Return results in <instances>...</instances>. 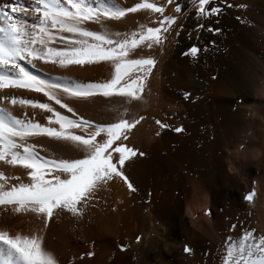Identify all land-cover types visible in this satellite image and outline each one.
I'll return each instance as SVG.
<instances>
[{"label": "bare ground", "instance_id": "1", "mask_svg": "<svg viewBox=\"0 0 264 264\" xmlns=\"http://www.w3.org/2000/svg\"><path fill=\"white\" fill-rule=\"evenodd\" d=\"M110 2L133 7L139 0ZM226 2L233 7H224L219 22L212 24L221 29L217 35L197 34L192 0L167 5L164 14L176 17L174 30L164 34L161 45L140 51L156 61L141 99L66 100L93 123L115 122L121 116L139 120L125 143L144 155L126 161L123 168L135 191L130 193L119 180L102 183L82 205L81 216L59 211L46 227L31 213L0 205V231L24 236L41 230L42 246L57 264H222L227 246L238 244L247 230L254 232L253 240H264V0ZM176 3L180 13L173 11ZM158 15L138 10L89 27L131 34L141 26L155 27ZM193 43L201 49L195 61L181 55ZM37 67L50 76L82 82L104 81L112 71L103 61L66 69ZM0 96L46 102L25 89H2ZM0 108L40 123L48 115L6 100ZM156 121L168 127L161 129ZM177 127L180 133L173 131ZM27 143L45 157H80L72 146L47 137H29ZM0 173L19 177L9 184L28 181L18 165L0 161ZM245 196L252 199L245 201ZM230 225H235L232 232L227 231ZM184 247L191 251L184 253Z\"/></svg>", "mask_w": 264, "mask_h": 264}, {"label": "snow or ice", "instance_id": "2", "mask_svg": "<svg viewBox=\"0 0 264 264\" xmlns=\"http://www.w3.org/2000/svg\"><path fill=\"white\" fill-rule=\"evenodd\" d=\"M173 2L165 0L157 4L139 0L133 7H119L110 0L0 2V90L25 89L42 95L46 102L20 96H0V101L48 114L45 123H40L28 116L18 118L0 108V161L18 165L28 178L27 182L9 184V179L19 181V177L0 173V205L12 207L17 213H31L46 227L50 217L59 211L73 217L81 216L82 205L93 198L95 189L102 183L119 180L130 193L135 191L123 168L126 161L144 155L125 143L139 120H126L121 116L115 122L93 123L78 115L66 100H88L96 96L141 99L156 61L151 56L140 55V51L161 45L164 34L174 30L176 17L164 14L167 5ZM192 3L197 34L201 30L219 34L221 29L213 28L212 24L219 22L224 7H233L226 0H219V3L217 0H192ZM138 10L159 14L153 20L156 26H141L136 32L124 35L103 28L94 31L89 27L103 25L105 21H119L126 13ZM173 11H182L179 3ZM208 43L212 45L213 41ZM200 51L193 43L181 55L195 61ZM102 61L110 65L111 77L97 82L50 76L37 67L39 63L66 69L98 65ZM184 95L187 99L188 94ZM54 105L71 116L62 114ZM156 123L161 129L168 127L160 121ZM76 130L81 134H76ZM173 131L180 133L182 129L177 127ZM37 136L68 144L80 157L60 159L40 155L34 144L27 143V138ZM244 199L249 201L252 197ZM234 230L235 225H230L227 231ZM253 235L252 230H247L238 244H229L222 264H264V240H253ZM190 251L188 247L183 248L184 253ZM0 253L3 264H57L44 250L39 229L24 236L0 231Z\"/></svg>", "mask_w": 264, "mask_h": 264}]
</instances>
